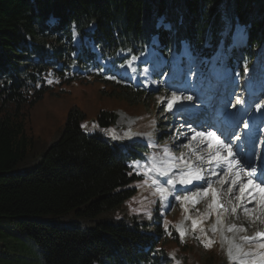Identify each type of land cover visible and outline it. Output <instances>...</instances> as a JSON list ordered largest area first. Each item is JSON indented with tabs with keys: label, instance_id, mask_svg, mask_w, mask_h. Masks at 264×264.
<instances>
[{
	"label": "trees",
	"instance_id": "obj_1",
	"mask_svg": "<svg viewBox=\"0 0 264 264\" xmlns=\"http://www.w3.org/2000/svg\"><path fill=\"white\" fill-rule=\"evenodd\" d=\"M263 6L264 0H0V219L33 241L43 264H191L195 246L209 251L202 264H237L225 256L212 260L218 236L209 230L210 215H188L189 194L181 196L184 207L176 212L172 194L166 206L157 200L152 220L111 222V213L135 193L130 184L137 175L128 161L144 153L123 151L110 137L84 132L79 108L68 111L59 138L40 162L25 125L46 93L73 81H99L108 96L153 103L154 96L125 79L90 71L96 54L84 37L115 64L126 58L119 53L138 54L152 36L164 55L184 41L205 69L214 53L231 45L239 25L247 36L241 52L249 62L264 40ZM233 52L227 58L231 68L242 63ZM164 98L165 93L158 103ZM115 121L107 110L95 118L100 127ZM184 214L187 235L181 238L175 225Z\"/></svg>",
	"mask_w": 264,
	"mask_h": 264
},
{
	"label": "rangeland",
	"instance_id": "obj_2",
	"mask_svg": "<svg viewBox=\"0 0 264 264\" xmlns=\"http://www.w3.org/2000/svg\"><path fill=\"white\" fill-rule=\"evenodd\" d=\"M225 5L226 3L222 7H225ZM257 11L256 9L255 12ZM153 39L155 38L153 37ZM242 41H244L243 27L237 25L233 34V43L236 45ZM74 43L79 45L77 35L74 36ZM93 49L96 51L94 47ZM151 54H153L152 57H150ZM141 55L128 60L122 68H119L118 72H114V75L118 74L126 77L132 84L134 81L140 80L139 86L150 92V98L154 96L151 99L149 98L153 100V103L149 106L144 103L133 104L123 98L118 99L108 96L102 93V89H105V84L99 81L90 83L73 81L68 85L55 88L54 92L46 93L29 110L26 118L25 129L27 135L32 137L34 141L37 162L41 161V156L45 149L59 138L64 128L68 111L73 107L79 108L85 113V116L80 120V126L84 132L89 134L99 132L104 137H110L123 151L138 150L144 153L143 158L128 161V165L131 167L130 173L133 172L137 175L130 184V186L135 188V193L111 213V218L109 219L111 222L124 220L128 224H133L135 221H149L152 208L158 199H162L163 204H165L166 200L172 199V190L164 185L163 181L165 180L159 176V171L176 170V167H181L184 173L178 179H175L176 187L173 188L176 201L173 208L174 212L178 211L179 208L183 207V203L180 199L177 200L176 197L188 193L186 185H181L179 181L186 179L185 177L190 174V169H194L196 173L205 178V182L193 181L197 184L196 189L193 191H196L198 197H200H197V199L193 196L194 205L190 207H193L194 210L193 212H188V215H191L193 219H198V216L203 217L204 208H209L220 214L222 219L211 218L208 221L211 231L217 232L220 238V252L211 251L214 255L212 260L215 261V259H222L223 256H226L240 264H252L254 260L261 257L263 248L258 244L256 245L259 247L254 246L255 244L243 245L244 243L241 239L242 236L253 229L264 228V213H262L264 209V192L261 191V188H264V184L254 182L249 177L250 170L244 168L241 171L239 164L234 165L230 170L226 166L227 163H221L219 168H217L216 162L211 159L216 150L207 146L209 143L207 137L195 136L198 131H208L205 128L195 129L193 125L185 124L182 118H170L172 115H168L170 110H165L174 94L179 98L183 94L192 98L194 91L199 86L204 88L202 90L203 93L208 92L214 95L213 88H210L209 85L208 71H205L202 84L198 83L192 89L193 80L189 79L184 91H179L169 86L168 83L163 82V80L155 81L154 84L150 79L154 74L158 73L161 75L163 73L162 69L167 64V60L163 56H158L157 52L152 48H148ZM182 55L185 58L182 67L185 73L201 70V66L192 57L190 58L186 47L178 53V57ZM218 56L220 59L219 73L220 68L224 66V61L222 53ZM97 61L103 67L102 59L99 58ZM141 61L148 65L139 69L138 64ZM156 68L159 70L158 72ZM247 69L252 74H256L258 79L264 77V40L261 43L258 57L253 60ZM109 71V69H100L105 78L111 77ZM239 77L241 78V75ZM239 77L234 78L233 83L237 82ZM165 79L169 82L170 76L168 75ZM148 86H151L152 89H149ZM208 86L209 91H207ZM162 92L166 93V98L164 102L159 104L158 99ZM186 101L188 105L192 102V100ZM189 108L192 109L193 104ZM101 110L112 111L116 114V121L113 126L100 127L97 125L95 118ZM221 140L224 141L223 139ZM140 144H145L147 148H143ZM220 155L224 158L228 156V153L221 150ZM171 159L175 161L173 163L177 164H172ZM236 159H239L238 155ZM240 173L245 179L242 185L235 187L232 183L234 179L229 176L231 174L238 176ZM227 178V186L223 188L222 185ZM249 180L252 181V185H248ZM209 183H211L215 192L220 191V194L224 196L222 198L226 203L221 210L213 206L211 192L207 194L204 192ZM245 185L248 186L245 187V191L242 193L240 189ZM254 185H260V187L257 188ZM158 188L166 189V198L161 197ZM229 189L234 191L233 195ZM252 192H257V194L253 195ZM233 197L238 199V202ZM259 206H261L260 210ZM185 219L186 216H182L176 225V231L180 236H184L186 232ZM233 219H236V222H246L247 224L245 230L239 228L238 233L234 235L237 241L234 248L231 247L233 234L226 231V225ZM242 223L237 224L242 227ZM237 249L240 251L238 258L233 256ZM190 251L192 258H194L191 264H202L207 260L209 251L203 250L198 246L192 247ZM0 264H43L41 253L33 241L21 234L13 226L12 222L5 218L0 219Z\"/></svg>",
	"mask_w": 264,
	"mask_h": 264
},
{
	"label": "snow or ice",
	"instance_id": "obj_3",
	"mask_svg": "<svg viewBox=\"0 0 264 264\" xmlns=\"http://www.w3.org/2000/svg\"><path fill=\"white\" fill-rule=\"evenodd\" d=\"M39 86V85H37ZM180 98L177 97L175 94L172 96V99L169 100L167 108L165 109L166 111L171 110L175 103L179 100ZM183 99L185 100H191L192 98L190 96L188 97H184ZM237 103H240L239 100H237ZM261 107H264L262 105H257V109L259 110ZM247 126V125H245ZM195 136L198 137H207V139L209 140L208 143V147L209 148H214L216 150L215 154L212 156V161L216 162L217 164V168H219L221 163H227V166L229 169H231L234 165L239 164L240 167H247V165H244L242 162H238V160L236 159L237 154L232 150L231 147V142H229L227 140V138L222 141L216 134L215 131H209V132H205V131H198L195 133ZM195 138V137H193ZM239 139V137H234L233 140ZM221 150L225 151L228 153L227 157L222 158L220 155ZM255 172V169H253V173ZM253 173H250L253 174ZM202 177L199 173L196 172H192L189 174L187 179H181L179 182L181 185H187V184H192L193 181H198L201 180ZM153 183H155V181H153ZM167 183L169 185L173 184V180H167ZM233 184H236L237 181L233 180L232 181ZM264 183V182H262ZM248 185H252V181L249 180L248 181ZM248 185H245L244 187H241L240 191L243 193L245 191V187H247ZM255 187L259 188L260 185H254ZM158 191L161 195V197H165L166 198V189L164 188H158ZM229 191H231V189H229ZM261 191L264 192V188H261ZM205 194H207L208 192H211L212 197H213V206H217V201H216V192L215 190L212 188L211 183L208 184V187L204 189ZM189 195H196V193H190ZM184 199H188V196L183 197ZM177 200L181 199L180 196L176 197ZM196 225V221H193V226Z\"/></svg>",
	"mask_w": 264,
	"mask_h": 264
},
{
	"label": "bare ground",
	"instance_id": "obj_4",
	"mask_svg": "<svg viewBox=\"0 0 264 264\" xmlns=\"http://www.w3.org/2000/svg\"><path fill=\"white\" fill-rule=\"evenodd\" d=\"M145 56V55H144ZM143 56V57H144ZM254 74V73H253ZM253 77L254 78H257V75L256 74H254L253 75ZM239 94V93H238ZM231 95H228V97H230ZM191 104H193V108L192 109H190L189 107H190V105ZM229 105H234V103L232 104V100L230 99V102H229ZM220 106H223L222 104L220 105ZM197 108V105L195 104V103H189V105L188 104H185V103H183V102H181V101H177L176 103H175V107H174V110H181V111H186V113L188 114V113H190V111H194V110H197L196 109ZM226 110H229V109H226ZM199 116H201L202 118H205V119H207V120H209V119H211V116L210 115H208L207 113H206V110H201L200 111V114H199ZM243 168L241 167V171H243L242 170ZM229 177H232L234 180H236L237 181V183L236 184H234V186L236 187V186H240V185H242V183H243V181H244V179L245 178H243V176H242V173H240V175H238V176H236L235 174H231ZM227 183H228V178L227 179H225L224 180V183H223V185H222V187L224 188V187H226L227 186ZM233 192L234 191H231V194L233 195ZM247 192V191H246ZM253 193V192H252ZM255 194H257V192L256 193H253V195H255ZM222 197H224L223 195H221L220 194V191H217L216 192V201H217V204L218 203H220V202H222V201H224V199L222 198ZM251 197H252V195H251ZM233 199L234 200H236V202H238V199H236L235 197H233ZM260 199V198H259ZM260 204H261V202H260ZM260 208H261V206H259V210H260ZM258 211V210H257ZM262 213H264V209H263V211H262ZM231 222H233V223H235V225L233 226V227H229L228 228V231L231 233V234H233L232 235V237H233V239H232V241H231V247H235L236 246V244H237V241L235 240V237H234V235L235 234H237L238 233V230H239V228L241 229V230H245L246 228H247V224H246V222H244V223H242V222H236V219L234 220H231ZM237 223H242V227L240 226L239 227V225L237 224ZM256 230V229H255ZM251 232V231H250ZM250 232L248 233V234H250ZM250 236V235H249ZM234 257H239L240 256V251L237 249L235 252H234V255H233Z\"/></svg>",
	"mask_w": 264,
	"mask_h": 264
}]
</instances>
